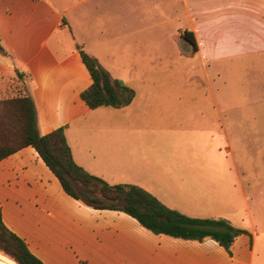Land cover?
I'll return each mask as SVG.
<instances>
[{"label":"crops","instance_id":"1","mask_svg":"<svg viewBox=\"0 0 264 264\" xmlns=\"http://www.w3.org/2000/svg\"><path fill=\"white\" fill-rule=\"evenodd\" d=\"M170 1L0 0V99L8 98L11 83L21 80L33 100L40 135L63 128L73 161L84 171L153 195L142 177L156 162L139 136L141 131L149 135L143 120L151 118L149 109L158 98L154 56L174 54L170 64L187 70L182 54L193 55L208 89L219 78L220 60L255 54L264 60V0H176L175 17L160 16V24L147 17L140 25V7L156 13ZM256 20L260 34L253 32ZM220 24L226 33L219 31ZM163 25L170 29L155 32ZM232 25L242 30L233 33ZM185 32L194 47L189 42L179 53ZM224 35L234 40L235 49L219 48ZM77 46L133 91L128 105L90 109L81 100L91 78ZM210 93L200 99L210 98L214 105L216 96ZM239 196L240 218L220 211L231 204L213 211L207 207L201 213L206 217H197L226 219L246 232L227 251L211 239L157 236L123 212L82 205L63 191L30 146L0 160V220L42 264H264V179ZM0 264L15 263L0 253Z\"/></svg>","mask_w":264,"mask_h":264},{"label":"rangeland","instance_id":"2","mask_svg":"<svg viewBox=\"0 0 264 264\" xmlns=\"http://www.w3.org/2000/svg\"><path fill=\"white\" fill-rule=\"evenodd\" d=\"M167 4L156 13L140 7V25L147 17L154 18L157 24L161 22L160 16L175 17L178 10L174 9L179 7L176 0ZM254 25L253 32L260 34L259 20ZM165 28L170 29L163 25L155 32ZM230 30L236 33L242 28L232 25ZM219 31L227 32L222 24ZM225 37L219 48L235 49L234 40ZM139 40L143 42L142 35ZM178 48L180 53L179 43ZM154 57L158 98L149 109L153 113L151 118L143 120L150 133L141 131L139 144L149 147L147 153L156 164L142 177L144 183L159 200L189 217H206L201 213L207 207L213 211L212 208L219 210L231 204L230 210L224 207L220 211L233 219L240 218V192L249 193L264 179V60L260 54L220 60L216 65L219 78L214 77L208 89L201 84L202 72L193 55L182 54L188 62L187 70L170 64L174 54ZM210 89L216 96L214 105L210 98L200 99L201 95L211 94ZM10 90L8 97L24 94L22 81L11 83Z\"/></svg>","mask_w":264,"mask_h":264},{"label":"trees","instance_id":"3","mask_svg":"<svg viewBox=\"0 0 264 264\" xmlns=\"http://www.w3.org/2000/svg\"><path fill=\"white\" fill-rule=\"evenodd\" d=\"M183 37L194 47L188 32ZM77 50L91 78L90 86L80 93L81 100L90 109L128 105L133 99V91L112 78L80 46H77ZM27 146L36 151L71 198L93 209L123 212L154 235L198 242L211 239L228 251L235 238L246 233L222 218H197L181 214L138 186L109 184L87 173L73 161L63 128L46 135L39 134L35 106L30 95L24 93L0 99V160ZM0 253L15 264H42L1 220Z\"/></svg>","mask_w":264,"mask_h":264},{"label":"water","instance_id":"4","mask_svg":"<svg viewBox=\"0 0 264 264\" xmlns=\"http://www.w3.org/2000/svg\"><path fill=\"white\" fill-rule=\"evenodd\" d=\"M179 46L184 50L186 47H188V42L184 40L179 41Z\"/></svg>","mask_w":264,"mask_h":264},{"label":"flooded vegetation","instance_id":"5","mask_svg":"<svg viewBox=\"0 0 264 264\" xmlns=\"http://www.w3.org/2000/svg\"><path fill=\"white\" fill-rule=\"evenodd\" d=\"M184 39V38H183ZM186 40V39H185ZM187 41V40H186ZM188 42V41H187ZM189 43V42H188Z\"/></svg>","mask_w":264,"mask_h":264}]
</instances>
